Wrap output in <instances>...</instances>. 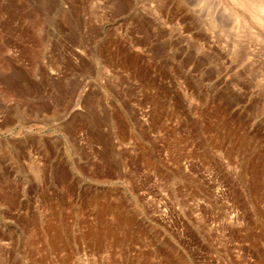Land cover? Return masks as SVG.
<instances>
[{
  "label": "rangeland",
  "instance_id": "1",
  "mask_svg": "<svg viewBox=\"0 0 264 264\" xmlns=\"http://www.w3.org/2000/svg\"><path fill=\"white\" fill-rule=\"evenodd\" d=\"M0 264H264V0H0Z\"/></svg>",
  "mask_w": 264,
  "mask_h": 264
}]
</instances>
